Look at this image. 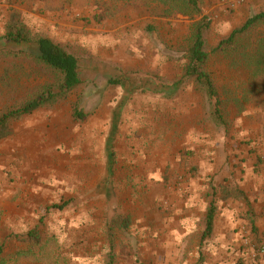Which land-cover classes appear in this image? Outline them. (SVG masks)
Instances as JSON below:
<instances>
[{"label":"rangeland","instance_id":"374dc122","mask_svg":"<svg viewBox=\"0 0 264 264\" xmlns=\"http://www.w3.org/2000/svg\"><path fill=\"white\" fill-rule=\"evenodd\" d=\"M201 3L213 23L210 47L264 11V0ZM139 5L135 0H0V48H22L4 38L13 7L32 33L51 37L90 61L84 71L90 80L124 77L123 86L85 89L86 111L91 112L86 121L73 120V96L13 122L12 134L0 139L2 264H16L9 257L18 250L26 253L16 257L21 264H40L46 257L45 263L52 264L63 256L71 264H104L111 238L116 264H185L189 255L176 253L181 246L166 235V202L176 199L172 187L184 194L187 186L181 185L192 177L203 178L210 191L206 198L216 202L218 184L236 180L264 218V97L243 111L231 102L229 134L206 120L205 103L191 86L165 100L158 91H178L172 83L164 86L156 74L173 81L182 74V63L161 55L157 34L178 47L191 20ZM101 15V21L94 18ZM148 25L157 33L148 34ZM10 58L0 55V95L23 94L47 80L39 73L32 76L27 64L8 77ZM207 71L226 89H236L240 80L221 56L211 57ZM64 203L63 209L52 207ZM43 216V248L35 255L26 243L7 239L26 234ZM260 231L261 237L241 238L237 264H254L251 249L264 237ZM202 260L198 251L190 264ZM259 260L264 264V257Z\"/></svg>","mask_w":264,"mask_h":264},{"label":"trees","instance_id":"16d2710c","mask_svg":"<svg viewBox=\"0 0 264 264\" xmlns=\"http://www.w3.org/2000/svg\"><path fill=\"white\" fill-rule=\"evenodd\" d=\"M139 6H146L153 12H159L163 16L182 15L191 20L187 37L178 47L162 42L160 53L171 61L182 63V74L169 81L165 77L156 74V79L164 86L169 83L176 86L173 94L170 91H158L163 93L167 101L178 96L184 86H191L196 97L202 99L204 116L208 115V121L216 124L226 134L230 133L231 102L241 110L252 103L258 97H264V11L250 15L240 26L233 28L230 33L215 45L210 47L208 35L212 29V20L204 14L201 0H135ZM10 18L6 27L5 40L15 44H21L22 48L11 49L0 48L1 56L12 57L13 66L8 77L13 73H20L24 65L31 67V75H44L47 80L38 82L29 87L23 94L10 93L7 97L1 93L0 99L3 104L0 108V139L12 134V123L24 119L25 116L44 108H53L56 105L68 102L73 96L76 98L70 101L71 116L76 122H84L91 115L86 111L84 92L86 88L97 87L107 88L111 86H123L124 77H110L108 79L90 80L85 68L91 65L86 58L71 52L64 44L59 43L48 36L32 33L29 26L22 20L20 14L12 7ZM101 21L103 16L94 17ZM148 34H156L157 29L153 25L146 28ZM221 56L225 60L226 67L234 74L240 76L236 89H226L217 84L216 79L207 71V65L212 56ZM5 61V60H4ZM9 64V62H7ZM39 73V74H38ZM2 76V75H1ZM199 95V96H198ZM220 196L222 200L236 199L245 203L251 214L248 219L253 231L257 232L254 216V207L250 203L246 191L235 180L228 183H221ZM216 191V190H215ZM213 196L216 192L212 193ZM218 200V198H217ZM68 205H53V208L63 209ZM218 202L215 198L210 200L206 214V229L202 235V242L211 237L214 230L216 216L218 214ZM115 219V218H114ZM40 223L30 229L26 234L12 233L7 239L15 238L24 242L33 253L43 248L44 239L40 238ZM116 221V220H114ZM247 224V223H245ZM112 225L108 228L111 232ZM112 237V235H111ZM110 237V238H111ZM5 242L0 244V264L4 254ZM26 253L18 250L10 256L12 262H17L16 257ZM60 257V256H59ZM104 264H116V253L113 238L110 239L109 254L105 257ZM48 257L40 264H47ZM52 264H71V259L65 256L57 260L55 257Z\"/></svg>","mask_w":264,"mask_h":264},{"label":"crops","instance_id":"0c3cea01","mask_svg":"<svg viewBox=\"0 0 264 264\" xmlns=\"http://www.w3.org/2000/svg\"><path fill=\"white\" fill-rule=\"evenodd\" d=\"M240 185L242 186V184ZM181 186H187L186 190L183 189L184 194L180 190L181 187H172L173 197L175 196L176 199L170 198L166 202L167 220L170 223L166 235L172 239H177L179 246H181L176 253L189 255L184 260L185 264H190L193 255L198 251L203 257L200 264H237L241 238L243 236L253 237L254 234L259 237L263 235L260 230L264 229V218L261 217L260 211L256 210L252 217L255 221V227L258 229L257 232H254L248 219L251 214L247 213L248 208L244 202L236 199L222 200L218 198L219 209L214 230L211 237L202 242L201 238L206 229V214L210 205V199L206 198V194L208 195L210 191L203 183V178L199 177L189 178L188 182ZM219 186L220 184L217 188ZM248 198L254 206V200L250 199L249 196ZM153 231L157 235L159 234L158 230ZM199 239L201 244L198 242ZM193 242L196 244L194 245ZM154 247L155 244L151 246V249Z\"/></svg>","mask_w":264,"mask_h":264},{"label":"built area","instance_id":"2783aa9c","mask_svg":"<svg viewBox=\"0 0 264 264\" xmlns=\"http://www.w3.org/2000/svg\"><path fill=\"white\" fill-rule=\"evenodd\" d=\"M246 244H249L248 241H245ZM251 251L253 252L252 253V257H253V260L255 261L254 264H260L261 262H259V258L261 257H264V237H262L261 239H259L255 246H252V249ZM248 257H249V254H247Z\"/></svg>","mask_w":264,"mask_h":264}]
</instances>
